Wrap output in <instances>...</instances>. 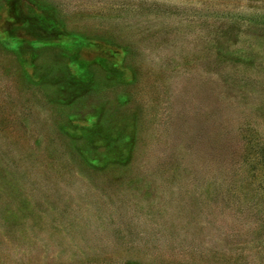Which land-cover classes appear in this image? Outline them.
<instances>
[{"label": "rangeland", "instance_id": "obj_1", "mask_svg": "<svg viewBox=\"0 0 264 264\" xmlns=\"http://www.w3.org/2000/svg\"><path fill=\"white\" fill-rule=\"evenodd\" d=\"M0 264H264V0H0Z\"/></svg>", "mask_w": 264, "mask_h": 264}]
</instances>
